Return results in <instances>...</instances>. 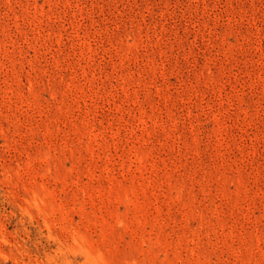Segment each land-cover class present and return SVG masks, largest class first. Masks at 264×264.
<instances>
[{
  "label": "rangeland",
  "instance_id": "obj_1",
  "mask_svg": "<svg viewBox=\"0 0 264 264\" xmlns=\"http://www.w3.org/2000/svg\"><path fill=\"white\" fill-rule=\"evenodd\" d=\"M0 264H264V0H0Z\"/></svg>",
  "mask_w": 264,
  "mask_h": 264
}]
</instances>
